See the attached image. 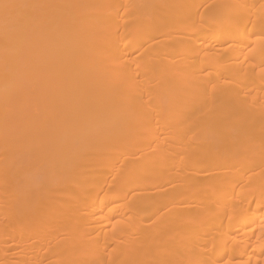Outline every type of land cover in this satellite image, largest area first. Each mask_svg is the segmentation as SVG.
<instances>
[{
	"label": "bare ground",
	"instance_id": "1",
	"mask_svg": "<svg viewBox=\"0 0 264 264\" xmlns=\"http://www.w3.org/2000/svg\"><path fill=\"white\" fill-rule=\"evenodd\" d=\"M0 264H264V0H0Z\"/></svg>",
	"mask_w": 264,
	"mask_h": 264
},
{
	"label": "snow or ice",
	"instance_id": "2",
	"mask_svg": "<svg viewBox=\"0 0 264 264\" xmlns=\"http://www.w3.org/2000/svg\"><path fill=\"white\" fill-rule=\"evenodd\" d=\"M3 7H4V8H8V7H9V5L5 4V5H3Z\"/></svg>",
	"mask_w": 264,
	"mask_h": 264
},
{
	"label": "rangeland",
	"instance_id": "3",
	"mask_svg": "<svg viewBox=\"0 0 264 264\" xmlns=\"http://www.w3.org/2000/svg\"><path fill=\"white\" fill-rule=\"evenodd\" d=\"M244 191H247V190H244Z\"/></svg>",
	"mask_w": 264,
	"mask_h": 264
}]
</instances>
